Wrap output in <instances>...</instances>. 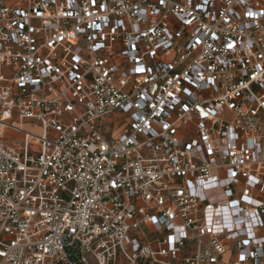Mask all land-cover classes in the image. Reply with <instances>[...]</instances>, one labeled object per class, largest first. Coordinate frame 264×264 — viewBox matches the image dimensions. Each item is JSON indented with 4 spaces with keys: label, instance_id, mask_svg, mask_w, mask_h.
Segmentation results:
<instances>
[{
    "label": "built area",
    "instance_id": "built-area-1",
    "mask_svg": "<svg viewBox=\"0 0 264 264\" xmlns=\"http://www.w3.org/2000/svg\"><path fill=\"white\" fill-rule=\"evenodd\" d=\"M0 264H264V0H0Z\"/></svg>",
    "mask_w": 264,
    "mask_h": 264
},
{
    "label": "rangeland",
    "instance_id": "rangeland-1",
    "mask_svg": "<svg viewBox=\"0 0 264 264\" xmlns=\"http://www.w3.org/2000/svg\"><path fill=\"white\" fill-rule=\"evenodd\" d=\"M13 125H14V126H18V123L15 122V123H13ZM23 129H24V130H27V131H29V132H31V133L37 134V135L40 134V130H39V129H32V128L26 126V125L23 126ZM118 133H119V132H118V129H117V130L114 131L113 134L110 135V137H116V136L118 135ZM8 137H9L10 140L21 139V136H20V135L13 134V133H11V132L8 133Z\"/></svg>",
    "mask_w": 264,
    "mask_h": 264
}]
</instances>
